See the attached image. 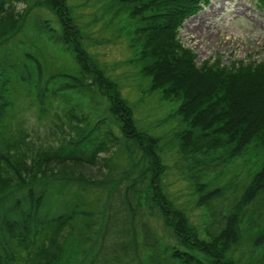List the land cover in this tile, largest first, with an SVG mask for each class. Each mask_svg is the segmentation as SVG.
Listing matches in <instances>:
<instances>
[{
  "label": "trees",
  "instance_id": "1",
  "mask_svg": "<svg viewBox=\"0 0 264 264\" xmlns=\"http://www.w3.org/2000/svg\"><path fill=\"white\" fill-rule=\"evenodd\" d=\"M10 2L25 7L11 11ZM117 2L130 62L176 103L175 167L191 196L186 206L175 201L160 140L138 129L81 27L42 11L68 10L66 2L0 0V264H264V72L231 79L215 70L219 92L205 81L210 69L193 66L171 32L209 0ZM49 46L77 65L50 71ZM25 111L61 132L66 124L67 136L32 145ZM67 161L106 172L86 178L53 165Z\"/></svg>",
  "mask_w": 264,
  "mask_h": 264
},
{
  "label": "rangeland",
  "instance_id": "2",
  "mask_svg": "<svg viewBox=\"0 0 264 264\" xmlns=\"http://www.w3.org/2000/svg\"><path fill=\"white\" fill-rule=\"evenodd\" d=\"M64 1L68 10H61L54 5L50 9L43 7L42 11L52 18L54 24L59 22L58 17H64L67 23L73 25L75 22L81 27L88 46L92 47L88 49L97 64L117 80L123 96L133 106L138 129L160 140V162L166 165L164 179L176 197L175 201L179 204L186 203L191 196L190 191H187L185 182L179 177V169L175 167L178 156L176 157L173 133L180 126L179 118L174 115L176 103L163 100L161 92L151 89L149 76L139 73L130 62L132 49L125 28H122L127 23L125 9L117 0ZM24 7L23 2H10L7 9L21 11ZM74 27L72 32L77 30ZM171 34L192 51L195 68L202 72L210 69L205 81L213 91H219L216 87L219 74L233 79L242 78V73L264 72V3L261 0H209L204 8L184 20ZM46 53L48 68L52 72L71 70L77 65L73 55L63 48L61 50L57 46H49ZM215 70L218 75L214 73ZM15 77L18 78V75ZM20 81L18 78L17 82ZM20 93H24V87L20 89ZM25 99L28 104L26 96L20 101ZM21 117L24 119L21 121L22 128L30 134L28 141L32 145L35 143V146L59 143L67 136V130H70L65 124L61 132L58 124L39 120L47 118L40 117L36 112L25 111ZM107 154L108 152L103 153ZM53 165L71 169L86 178L96 179L106 172L101 165L72 161L55 162ZM84 192L89 195L88 201L98 198L99 193L95 190L84 189L82 193ZM100 201H104V198ZM193 211L194 209H188V215Z\"/></svg>",
  "mask_w": 264,
  "mask_h": 264
}]
</instances>
